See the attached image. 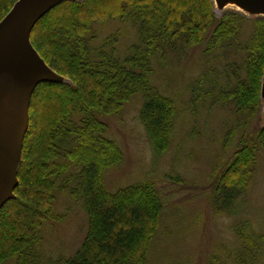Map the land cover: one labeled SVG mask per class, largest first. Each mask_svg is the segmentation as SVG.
I'll return each mask as SVG.
<instances>
[{
    "label": "trees",
    "instance_id": "16d2710c",
    "mask_svg": "<svg viewBox=\"0 0 264 264\" xmlns=\"http://www.w3.org/2000/svg\"><path fill=\"white\" fill-rule=\"evenodd\" d=\"M17 1L0 0V22ZM215 7V0L66 1L38 22L32 44L71 82L42 83L33 94L19 185L0 209V264H42V230L55 218L58 192L82 204L89 228L72 257L50 264H145L164 203L152 181L115 194L107 189L105 172L121 163L123 152L107 137L103 118L140 93L141 121L155 151L169 149L177 105L152 82L154 56L181 57L203 47L204 68L190 86L191 105L194 111L224 108L235 118L228 136L240 134L237 150L215 175L210 197L219 213H237L264 149V125L257 120L263 108L264 17L227 10L219 18ZM111 19L135 28L137 42L124 56L117 54L119 33L98 48L92 44L94 26ZM235 229L245 244L241 255H264V235L255 237L247 222Z\"/></svg>",
    "mask_w": 264,
    "mask_h": 264
},
{
    "label": "rangeland",
    "instance_id": "374dc122",
    "mask_svg": "<svg viewBox=\"0 0 264 264\" xmlns=\"http://www.w3.org/2000/svg\"><path fill=\"white\" fill-rule=\"evenodd\" d=\"M227 10L264 17V12L253 14L229 5L215 7L219 18ZM250 28L247 23L246 32ZM115 33H119L117 54L124 56L137 42V34L130 23L119 19L94 26L93 46L98 48ZM202 50L198 47L187 49L181 57L170 53L167 58H152L153 84L177 105L174 133L166 152L155 151L141 121L142 94L134 95L119 113L103 118L109 126L107 137L123 152L121 163L105 172V184L112 194L140 182L156 184L164 209L145 264H264V255L254 257L253 251L250 258L241 255L245 244L235 229L247 222L255 237L264 235V149L259 151L256 172L239 201L237 213H219L211 202L215 175L233 157L240 134L230 140L228 128L235 118L227 109L193 110L190 86L204 68ZM66 81L71 82L68 78ZM257 120L264 125V101ZM54 217L42 230V264L72 257L88 232L86 210L67 192L57 193Z\"/></svg>",
    "mask_w": 264,
    "mask_h": 264
},
{
    "label": "water",
    "instance_id": "95a60500",
    "mask_svg": "<svg viewBox=\"0 0 264 264\" xmlns=\"http://www.w3.org/2000/svg\"><path fill=\"white\" fill-rule=\"evenodd\" d=\"M66 1L83 0H18L0 22V209L15 197L19 185L18 170L36 88L42 83H68L31 41L38 22ZM232 3L253 14L264 12V0H215L219 8ZM261 91L264 100V76Z\"/></svg>",
    "mask_w": 264,
    "mask_h": 264
},
{
    "label": "bare ground",
    "instance_id": "6f19581e",
    "mask_svg": "<svg viewBox=\"0 0 264 264\" xmlns=\"http://www.w3.org/2000/svg\"><path fill=\"white\" fill-rule=\"evenodd\" d=\"M228 5H229V6H231V7H233V8H236V9H238V10H239V9H240V10L242 9V8H240V7L236 6V5H235V4H233V3H232V4H228Z\"/></svg>",
    "mask_w": 264,
    "mask_h": 264
}]
</instances>
